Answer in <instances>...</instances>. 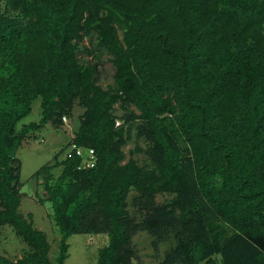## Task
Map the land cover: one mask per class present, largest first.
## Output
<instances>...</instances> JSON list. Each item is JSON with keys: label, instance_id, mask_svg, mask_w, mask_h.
Wrapping results in <instances>:
<instances>
[{"label": "trees", "instance_id": "16d2710c", "mask_svg": "<svg viewBox=\"0 0 264 264\" xmlns=\"http://www.w3.org/2000/svg\"><path fill=\"white\" fill-rule=\"evenodd\" d=\"M37 99L40 119L18 128ZM75 104L73 136L32 173L61 235L51 260L19 211L15 152ZM132 135L145 146L125 159ZM72 144L92 148L94 164L68 155ZM3 226L28 250L0 264H67L76 233L107 236L93 264H132L139 229L154 248L170 243L154 264H264V0H0Z\"/></svg>", "mask_w": 264, "mask_h": 264}, {"label": "rangeland", "instance_id": "374dc122", "mask_svg": "<svg viewBox=\"0 0 264 264\" xmlns=\"http://www.w3.org/2000/svg\"><path fill=\"white\" fill-rule=\"evenodd\" d=\"M85 44H89V39H84ZM85 60H94L92 55L80 53ZM99 66V82L106 87L113 82V66L108 59V55L104 54L98 63ZM82 112L77 104L73 107V116L67 118L66 122L57 126L53 123H47L38 131L35 132L36 137L29 136L26 141L17 149L15 155L21 161L20 180L22 186L20 192L22 194L19 211L25 218L31 215L32 224L34 227L42 230L46 234V238L50 244L49 258L53 260L58 249L60 241V233L52 218V208L48 201L40 203L38 195L42 193V187L37 184L36 178L32 177V173L40 166L47 163H54L53 155L62 146H64L70 137L73 136V129L78 124V114ZM121 111L117 110V114ZM40 119L39 100H35L32 104L31 112L22 118L18 123V128L24 123L38 121ZM119 121L116 122L118 124ZM137 139L132 135V138L123 147L127 159L130 156L129 150L134 149L136 143L144 147L145 142L142 139ZM62 155H59L61 158ZM139 163L145 161V156L141 152H136L132 155ZM54 175H58L60 167L52 169ZM36 191L38 193H36ZM134 191L128 195V209L133 218L138 219L139 213L132 202ZM170 195H157L156 201L161 203L169 199ZM69 243V256L66 259L67 264H93L97 257L98 249L106 243L107 236L105 234H86L76 233L67 238ZM169 241L162 242L158 248H154L151 244V237L143 230H138L132 237V245L135 250V257L132 264H154L160 260L164 252L170 247ZM28 250L20 238L16 237L15 233L9 226L0 227V255H3L10 260H16Z\"/></svg>", "mask_w": 264, "mask_h": 264}, {"label": "built area", "instance_id": "2783aa9c", "mask_svg": "<svg viewBox=\"0 0 264 264\" xmlns=\"http://www.w3.org/2000/svg\"><path fill=\"white\" fill-rule=\"evenodd\" d=\"M72 150H74L76 154L80 155L83 158V162H86L88 165L94 164V151L92 148H84L72 144V146H70L67 150L68 155L71 154Z\"/></svg>", "mask_w": 264, "mask_h": 264}]
</instances>
